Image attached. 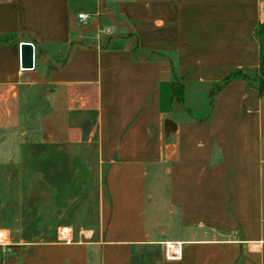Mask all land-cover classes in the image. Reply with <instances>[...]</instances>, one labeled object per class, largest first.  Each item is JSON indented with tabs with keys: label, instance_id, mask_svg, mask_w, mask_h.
<instances>
[{
	"label": "crops",
	"instance_id": "1",
	"mask_svg": "<svg viewBox=\"0 0 264 264\" xmlns=\"http://www.w3.org/2000/svg\"><path fill=\"white\" fill-rule=\"evenodd\" d=\"M263 23L264 0H0V165L27 141L92 150L105 173L91 235L0 231V264H264V91L210 97L259 66Z\"/></svg>",
	"mask_w": 264,
	"mask_h": 264
},
{
	"label": "rangeland",
	"instance_id": "2",
	"mask_svg": "<svg viewBox=\"0 0 264 264\" xmlns=\"http://www.w3.org/2000/svg\"><path fill=\"white\" fill-rule=\"evenodd\" d=\"M24 143L22 161L0 165V231L7 232L8 242L26 246L91 235L99 226L105 174L93 151L30 149ZM62 228L69 230L66 238Z\"/></svg>",
	"mask_w": 264,
	"mask_h": 264
},
{
	"label": "trees",
	"instance_id": "3",
	"mask_svg": "<svg viewBox=\"0 0 264 264\" xmlns=\"http://www.w3.org/2000/svg\"><path fill=\"white\" fill-rule=\"evenodd\" d=\"M255 37L260 43V62L256 68L237 69L224 78L220 83L214 84L210 97L215 96L227 84L235 80H246L255 86L260 93L264 91V23L255 30ZM10 37L0 35V45L6 46L11 43ZM186 86L182 79L175 75L172 79V105L183 103Z\"/></svg>",
	"mask_w": 264,
	"mask_h": 264
},
{
	"label": "water",
	"instance_id": "4",
	"mask_svg": "<svg viewBox=\"0 0 264 264\" xmlns=\"http://www.w3.org/2000/svg\"><path fill=\"white\" fill-rule=\"evenodd\" d=\"M34 58H35V47L34 44L29 42L21 43V67L24 70H32L34 68ZM14 259L9 261V264Z\"/></svg>",
	"mask_w": 264,
	"mask_h": 264
},
{
	"label": "built area",
	"instance_id": "5",
	"mask_svg": "<svg viewBox=\"0 0 264 264\" xmlns=\"http://www.w3.org/2000/svg\"><path fill=\"white\" fill-rule=\"evenodd\" d=\"M87 17H88V15L83 14V15H80V16H79V19H80V21H83V20L86 19ZM102 33H103V34H104V33H108V31H103Z\"/></svg>",
	"mask_w": 264,
	"mask_h": 264
}]
</instances>
